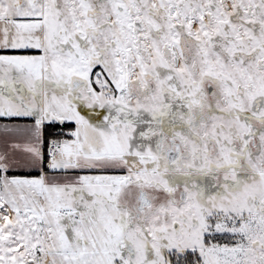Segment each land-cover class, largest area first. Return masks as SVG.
<instances>
[{"label": "snow or ice", "instance_id": "obj_1", "mask_svg": "<svg viewBox=\"0 0 264 264\" xmlns=\"http://www.w3.org/2000/svg\"><path fill=\"white\" fill-rule=\"evenodd\" d=\"M0 264H264V0H0Z\"/></svg>", "mask_w": 264, "mask_h": 264}]
</instances>
